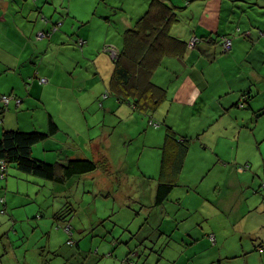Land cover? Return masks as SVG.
Instances as JSON below:
<instances>
[{"label": "crops", "instance_id": "0c3cea01", "mask_svg": "<svg viewBox=\"0 0 264 264\" xmlns=\"http://www.w3.org/2000/svg\"><path fill=\"white\" fill-rule=\"evenodd\" d=\"M13 1L0 0V96L12 94L23 101L18 105L12 99L0 113V137L8 129L46 131L52 117L59 130L33 146L35 157L49 162L105 158L111 171L100 174L104 184L125 180L122 174L133 161L142 159L144 171L149 166L157 170L146 173L157 182L155 208L139 209V226L130 229L133 234L122 251L117 248L122 264L133 263L132 251L137 264H264V37L257 31L258 16L247 6L254 3L264 9V0H166L177 15L171 35L186 43L194 36L200 39L181 53L163 54L153 67H144V76L139 75L140 64L131 65L126 86L115 75L114 58L104 47L114 45L121 51L127 30L135 27L152 0ZM259 19H264V11ZM228 20L231 24L223 28ZM248 29V38H235ZM231 30L238 34L232 36V51L225 53L220 39L231 36ZM100 51L106 59L88 57ZM85 86L97 98L107 94L102 108H96V97H83ZM0 107H5L1 98ZM83 120L96 127L85 140L87 150L82 148ZM119 129L139 138L144 134L142 145L131 153L126 150L123 157L112 154V132ZM168 130L174 139L167 137ZM56 139L75 148L53 161L50 151L63 154L67 148H56ZM181 142L188 150L179 168L176 160L185 148ZM128 157L126 163L122 158ZM86 174L83 178L89 179ZM19 180L27 185L19 187L24 196L17 201L8 187L20 186ZM160 181L174 182V187L156 204ZM0 185L8 191L6 195L0 189L6 199L4 205L0 202L1 210L13 227L24 215L37 219L34 228L42 226L40 218L48 214L44 202L53 198L45 231L61 223L53 219L58 210L67 202L73 205L64 198L65 188L14 165L7 167L5 177L0 169ZM106 194L114 196L115 205L112 213H101L100 222L112 215L118 224L132 227L136 219L133 198L126 195L130 192L118 187ZM30 204L31 217L24 211L18 215L16 211ZM54 231L49 229V237ZM6 234L11 240L5 239L0 264H7L6 255L20 258L16 236ZM174 248L179 255L169 262L168 249ZM25 257L24 264L32 263L26 252Z\"/></svg>", "mask_w": 264, "mask_h": 264}, {"label": "rangeland", "instance_id": "374dc122", "mask_svg": "<svg viewBox=\"0 0 264 264\" xmlns=\"http://www.w3.org/2000/svg\"><path fill=\"white\" fill-rule=\"evenodd\" d=\"M16 1V0H14ZM13 1V2H14ZM24 1V0H20ZM32 0H29L30 3ZM250 9L249 12H253L256 16H258L257 21L261 22L258 23V33L261 37H264V19H259L261 16V11H264V9H261L260 5L256 4H248L247 5ZM31 8V6H30ZM254 8V9H252ZM27 12H29V9H26ZM247 11V12H248ZM243 14V13H239ZM246 14V13H245ZM185 15V14H184ZM229 21V22H228ZM227 22L223 23V28H226V26L230 23L231 20H228ZM238 21V18H237ZM177 21L173 22L172 25H174ZM190 23V22H189ZM187 20V15H185V24H189ZM171 25V27H172ZM238 26V25H237ZM241 26V25H240ZM170 27V28H171ZM261 27V28H260ZM187 28V27H184ZM242 28V27H241ZM172 31V30H171ZM241 32V29H240ZM238 33L230 31V35L235 37ZM251 34V30H244L242 31V34H238L235 38H248ZM225 37L222 36V38ZM242 43L245 44V42L242 40ZM189 45V42H188ZM264 46V41L261 44V47ZM143 47L142 44H139V46L135 47L133 46L131 49V54L133 56L134 52L141 49ZM194 47V46H190ZM264 48V47H263ZM233 49V48H232ZM232 49L230 51H232ZM230 51H225L230 52ZM224 52V51H223ZM86 55L83 53V56ZM94 57H90V59H96L99 55L104 56L103 53L98 52ZM85 58V63H86ZM100 60V57H99ZM113 62H115L114 59L111 58ZM98 62V61H97ZM87 65V63L85 64ZM110 85V82H109ZM83 87V97L85 94H89L88 98H94L97 96L96 93L90 91V86ZM96 90V88H95ZM90 91V92H89ZM105 94V93H104ZM98 94V99L96 102V108H102V105L100 103L105 100V95ZM112 95V92L108 95L109 97ZM114 95H116L114 93ZM83 101H89L88 99H83ZM88 110V109H87ZM102 112V111H101ZM89 113V110H88ZM87 113V114H88ZM90 116H95V114H90ZM94 120V119H93ZM30 131V130H29ZM42 131V130H40ZM143 133L144 130H142ZM96 133V127L93 126V123L90 124V126H87L83 120V137H82V148L83 150H87V144H85L86 138L92 137ZM111 140H112V154L116 156H126L127 151H134L136 147H140L142 145V141L144 138V134L142 137L139 138L137 134L131 132H123L121 129H119L116 132H112ZM177 138V137H176ZM56 148H60V144H67V148L65 151H63V154H60L59 151H50L49 155H51L53 158H55L56 161L59 158H65V154L67 152H71L74 150L75 146L71 142H65V141H59L58 139L55 140ZM130 146V147H129ZM128 147V149H127ZM122 148L125 149V151H122ZM127 150V151H126ZM90 151L85 152L89 154ZM90 157V156H89ZM88 157V158H89ZM92 158V157H90ZM126 163H129V157L128 158H122ZM107 165V166H106ZM132 167L130 166L129 169L124 170V174L122 176L126 177L125 180H109L108 183L104 184V180H101L100 174H108L109 171H111V164L110 162H103L97 169H95L92 172H88L86 175L89 177V179L83 178V174L81 175H74L71 178H68L66 180V183L62 182H56L53 181V183L56 185L57 188L66 189L65 197L66 200H69L73 203L75 207V211L70 212L68 216L61 219L62 223L60 224L61 227L58 226V224H54V226L47 227L45 231H43L42 227L47 226L46 223L48 222V215L50 212V203H52V199L49 202H44V208L46 211H48V214L46 217L40 218V221L42 223V226L39 228H34L37 219H27L26 215L18 218V221L16 222V226L13 223L10 222V216L8 214H5L1 210L0 205V252L2 251V246L5 244V239H8L7 232L10 234H13L16 236V239L18 241V250L17 253L20 256L19 259L16 258H10L8 255H6L3 259L4 263L10 264H22L25 260V252L27 253L28 257L30 258V261L32 263L29 264H122L121 259H118V252L117 251L120 247L121 251L123 246H126V240L133 234L130 233V229H136L139 225V222L141 221L139 217V209L141 207H145L150 211H153L155 208L153 206V198L156 195V190L154 188L156 187V180H153L151 178H147L149 175L146 174L149 172L155 173L157 170H155L152 166H149L147 170H143L144 163L142 159L140 161H133L131 163ZM13 166V165H11ZM13 168V167H12ZM101 170V171H100ZM146 176L143 178V175ZM93 175V177H91ZM91 177V178H90ZM20 186L13 184L8 187V190L14 193L16 196L13 199L22 198L24 196V192L19 190V187H21L23 190L25 189V185H27V182L25 180H19ZM264 182V180H262ZM6 186V184H4ZM107 187L108 189L103 190L102 188ZM118 187L121 188V190L126 194L127 191L130 192L129 195L130 198H133L134 205L132 206L135 214L133 215L136 219V221L131 225H121L118 224L114 219L113 216H108L105 219L100 222L99 216L101 213H112L113 205H115L114 196L106 193H113L114 190H116ZM178 187V186H176ZM42 190H47L46 187H41ZM0 189H2L4 194H8V191L6 192L5 189L2 188V185H0ZM48 191V190H47ZM126 191V192H125ZM46 192V191H44ZM106 192V193H105ZM101 194V195H100ZM2 195V194H0ZM26 199L29 197L25 196ZM43 192L40 194L39 202H42L43 199ZM0 202L4 205L6 202V199L4 195L0 197ZM43 203V202H42ZM181 204L184 205V203L181 202ZM33 209V206L30 204L28 206H24L21 208V210L16 211L18 215L21 213V211L26 212L27 215L31 217L30 210ZM141 216V215H140ZM7 219H6V218ZM53 217V216H52ZM5 218V219H4ZM53 219L56 220V218L53 217ZM71 220V224L73 225V234L71 232L67 231L65 228V222ZM137 222V223H136ZM12 227V228H11ZM15 227L18 228L20 233H16ZM52 227L54 228V232L51 237H49V229L52 230ZM64 228L66 232L64 231ZM62 229V230H61ZM17 230V231H18ZM61 230V232H59ZM17 235H16V234ZM6 235V236H5ZM9 236V235H8ZM14 238V237H13ZM70 238V239H69ZM71 240V242L69 240ZM11 240L10 237L8 239ZM10 243V242H9ZM50 243V244H49ZM118 243V246L116 245ZM107 244L108 247L106 249L103 247ZM50 246V247H49ZM169 250V257L172 254V259L168 257L169 262L173 261L175 258V255L179 252L174 249H168ZM167 250V251H168ZM258 253V252H257ZM259 254V253H258ZM26 263V262H25ZM24 264V263H23ZM125 264H130L129 262ZM179 264V263H177ZM228 264V263H224Z\"/></svg>", "mask_w": 264, "mask_h": 264}, {"label": "trees", "instance_id": "16d2710c", "mask_svg": "<svg viewBox=\"0 0 264 264\" xmlns=\"http://www.w3.org/2000/svg\"><path fill=\"white\" fill-rule=\"evenodd\" d=\"M175 21H177V15L173 5L166 0H152L148 10L139 18L135 27L127 30L124 47L120 52V57L115 60V75H119L120 81L125 86L129 84L128 77L131 65L135 63L140 64L141 66L139 68L142 67V70H140L141 73L139 75L144 76V67L148 70L158 63L163 54H168L172 51L181 53L186 47L188 43L171 35L170 27ZM139 44H142L143 47L135 51L132 56V47H137ZM220 44L222 48V38L220 39ZM121 90L119 91L121 92ZM123 90L125 92L126 88ZM4 105L5 107H0V113H3L7 108V105ZM58 130L59 126L52 117L49 119V128L46 131L22 129L4 130L0 137V160H3L7 167L14 165L19 170L28 174L62 183L74 175L92 172L103 162H108L105 158L100 160H94L92 158H69L67 161L49 162L35 157L33 155V146L55 134ZM167 137L174 139L173 131L168 130ZM181 143L185 148H182L176 160L179 168L188 150L187 144L185 142ZM173 187L174 182L160 181L157 186L156 204H161L168 197ZM69 203L67 202L56 212L54 218L57 221H62L61 219L68 216L70 212L75 211L74 206ZM70 221H66L64 226L66 227L68 224H71ZM61 223H58L59 227H61ZM64 231L66 232L65 229ZM70 232L73 234V225ZM132 255L131 260L134 264H137L135 260L136 254L133 251Z\"/></svg>", "mask_w": 264, "mask_h": 264}, {"label": "built area", "instance_id": "2783aa9c", "mask_svg": "<svg viewBox=\"0 0 264 264\" xmlns=\"http://www.w3.org/2000/svg\"><path fill=\"white\" fill-rule=\"evenodd\" d=\"M199 39L200 38L198 36H194L189 41V46H195L196 43L199 41ZM233 44H234V38L232 36H225L222 38V50L224 52L230 51L233 48ZM104 50L107 51L115 60H117L120 57L121 51L114 45H106L104 47ZM45 81H46V78H41V82H45ZM106 95L107 94H105V96ZM0 98H1V101H3L4 104H6V105H8L12 99H15L18 105H20L23 101L22 98H20L18 96H14L12 94H5V93L1 94ZM151 123L157 125V123H155L154 121H151ZM0 169H1L2 176L5 177L7 165L3 160H0ZM2 211L4 212L5 210H2ZM71 227H72V225L68 224L65 228L67 231L70 232ZM69 241L71 242V240H69Z\"/></svg>", "mask_w": 264, "mask_h": 264}]
</instances>
